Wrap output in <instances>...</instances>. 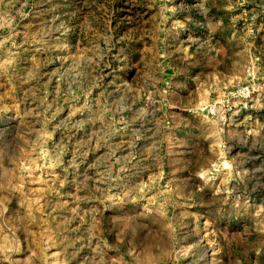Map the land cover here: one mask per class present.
Instances as JSON below:
<instances>
[{"label": "rangeland", "instance_id": "374dc122", "mask_svg": "<svg viewBox=\"0 0 264 264\" xmlns=\"http://www.w3.org/2000/svg\"><path fill=\"white\" fill-rule=\"evenodd\" d=\"M0 264H264V0H0Z\"/></svg>", "mask_w": 264, "mask_h": 264}]
</instances>
